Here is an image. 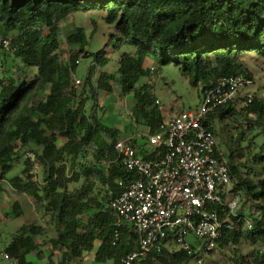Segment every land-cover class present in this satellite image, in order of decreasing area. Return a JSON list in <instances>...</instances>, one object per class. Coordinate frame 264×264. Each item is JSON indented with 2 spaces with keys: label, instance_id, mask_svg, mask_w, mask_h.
I'll list each match as a JSON object with an SVG mask.
<instances>
[{
  "label": "trees",
  "instance_id": "trees-1",
  "mask_svg": "<svg viewBox=\"0 0 264 264\" xmlns=\"http://www.w3.org/2000/svg\"><path fill=\"white\" fill-rule=\"evenodd\" d=\"M76 12L104 14L113 29L107 46L95 53L88 50L95 30L90 37L81 27L62 34L60 23ZM124 47L117 69L107 72L112 61L107 49ZM3 49L12 54L18 69L0 76V183L7 180L13 191L42 207L57 234L47 236L38 218L26 221L4 245L8 257L1 258L0 250V260L70 264L93 253L94 264H122L121 256L137 247L136 235L125 225L123 242L113 244L115 214L109 203L120 190L118 180L132 178L114 150L117 140L132 134L106 124L99 92L112 94L111 81H116L122 95L133 97L130 123L153 133L165 118L152 86L141 83L151 73L149 63L180 67L202 94L223 76L242 74L253 80L241 60L249 54L264 57V0H0V58L5 61ZM83 58L91 64L76 89L75 72ZM245 100L242 90L205 121L221 136L218 122L236 121L242 113L246 120L236 126L239 136L231 144L224 140L233 191L242 204L239 215L230 218L233 228L216 247L231 250L235 264H264V144L258 148L249 138L251 127L264 125V101L255 94L252 103ZM132 138L137 148L146 142L144 134ZM28 151L34 160L25 157L21 174L6 178ZM35 163L41 168V182L33 175ZM98 185L102 195L96 192ZM21 215L14 200L8 216ZM243 247L247 252L240 254ZM172 248L152 251L134 264H190L200 256Z\"/></svg>",
  "mask_w": 264,
  "mask_h": 264
},
{
  "label": "built area",
  "instance_id": "built-area-1",
  "mask_svg": "<svg viewBox=\"0 0 264 264\" xmlns=\"http://www.w3.org/2000/svg\"><path fill=\"white\" fill-rule=\"evenodd\" d=\"M2 44L7 47L8 41ZM251 83L242 74L220 77L205 89L196 108L145 133L141 148L125 139L115 142L117 160L132 178L118 180L120 190L109 203L115 214L113 244L123 242L125 225L135 232L137 242L136 249L121 256L122 264H134L172 245L197 252L196 262L203 264L223 233L233 228L230 218L239 215L241 196L233 191L228 157L205 121ZM73 86L80 88L81 79L75 77ZM245 94L248 105L254 94ZM26 155L34 160L33 153Z\"/></svg>",
  "mask_w": 264,
  "mask_h": 264
},
{
  "label": "rangeland",
  "instance_id": "rangeland-1",
  "mask_svg": "<svg viewBox=\"0 0 264 264\" xmlns=\"http://www.w3.org/2000/svg\"><path fill=\"white\" fill-rule=\"evenodd\" d=\"M103 13L101 12H76L69 15L66 20L60 23L62 34L74 27H81L84 29L86 35L90 37L92 31L95 30L94 35L90 39V45L88 50L95 53L99 49L107 46L109 34L113 31L112 27L107 25L103 19ZM61 42H64L63 36L59 37ZM111 47V46H110ZM126 47L121 50H113L108 48L110 55L112 57L111 63L105 68L107 72H114L117 69V59L125 50ZM7 54L5 55V61L0 58V76L4 74L14 73L17 71L18 67L16 62L12 58V54L7 50L3 49ZM243 66L251 72L254 77L252 83L244 88V92L250 91L258 99L264 101V57L256 56L254 54H249L244 56L241 60ZM91 60L89 58H83L75 72V77L81 80H85ZM151 68V73L148 77L142 78L141 83H148L153 88V93L157 96L159 100V105L161 107L163 116L165 120H168L182 111L196 108L202 98V92L200 86H194L190 83L185 72L180 67L170 63L169 65H161L159 62L153 61L149 63ZM35 73V69L30 70V75ZM96 76V75H95ZM95 77V81H96ZM112 86H114V92L112 94H105L104 92H99V103L105 106L104 111V121L107 125H111L114 128L122 130L124 133L129 134V138H121L129 140L130 143H133L137 134H145L147 131L143 130L141 127L136 124L130 123L128 120L131 108L134 104L132 95H122L118 89L116 81H111ZM81 88V86H80ZM78 88V89H80ZM77 89V88H76ZM241 118H238L236 121H231V119H226L224 122H218L216 128L219 131L221 136H216L217 141L221 149L227 154L228 149L226 147L227 141L229 144L232 143V138H237L238 132L236 126L240 123H245V116L242 113ZM250 118H254L251 115ZM125 130V131H124ZM135 132V133H134ZM134 135V136H133ZM132 136V137H131ZM249 138L253 139L258 148L264 144V125H254L249 130ZM248 143V141H246ZM245 143V145H247ZM264 151V148H263ZM27 153H32L31 151L24 152L22 159L17 161L14 167L6 174V178H10L16 175H20L22 169H24V159L25 157L29 158L31 162L33 161ZM90 158L84 159L83 163H86ZM246 160L245 158L242 161ZM33 175L35 180L41 182L42 172L40 165L38 163L33 164ZM77 165L74 166V169L78 170ZM71 171V170H70ZM83 182L71 183L69 184L70 189L80 186ZM97 193L102 195L103 187L98 185ZM18 201L22 215L11 219L8 216L10 206L13 201ZM38 218L40 223L45 227L47 236H56V228L53 223L49 224V215L45 214L42 207L37 206L32 202V200L25 193H16L9 186L7 180H3L0 183V250L4 248V245L8 243L15 233V231L21 227L26 221L34 220ZM194 240V238H190ZM178 247H173L177 249ZM247 249L243 247L240 251V254H245ZM6 258L5 252L2 251L1 258ZM94 254H90L82 262L78 260L71 261L70 264H94L93 262ZM46 259L44 258L43 262ZM54 262H58V257H54ZM11 261L7 259H1L0 264H10ZM106 264H113L108 262ZM190 264H198L195 259L191 261ZM203 264H235L233 260V255L231 250L220 249L216 247L213 253H207Z\"/></svg>",
  "mask_w": 264,
  "mask_h": 264
}]
</instances>
